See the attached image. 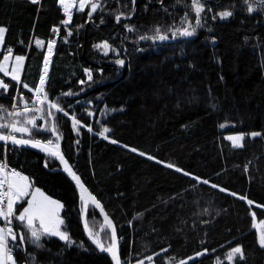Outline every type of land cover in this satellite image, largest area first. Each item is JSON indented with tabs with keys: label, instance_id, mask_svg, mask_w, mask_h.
<instances>
[{
	"label": "trees",
	"instance_id": "trees-1",
	"mask_svg": "<svg viewBox=\"0 0 264 264\" xmlns=\"http://www.w3.org/2000/svg\"><path fill=\"white\" fill-rule=\"evenodd\" d=\"M98 2L103 11L89 17L88 5L84 17L65 25L67 14L58 0L39 4L0 0V25L7 27L0 56L8 48L26 53L20 81L0 72L9 85L0 91V122L10 120L9 112H20L12 118L19 121L18 127L31 129L25 122L32 117L37 118V126L56 124L59 139L57 133L35 129L31 137L13 134L61 142L68 159L115 220L126 264L141 260L178 264L205 249L206 254L187 264H264L256 228L257 219L264 220V208L258 207L264 205V4L201 0L204 11L197 17L191 0ZM226 10L233 14L221 19L219 13ZM185 15L193 26L199 19L201 26L191 37L171 38V31L188 26L182 24ZM157 28L169 39H140L154 36ZM38 40L43 44L38 45ZM50 40L55 44L45 91L49 100L69 112L64 116L52 109L55 120L42 118L46 104L35 105L44 107V113L13 107L35 96L22 83L32 87L38 82ZM105 41L110 46L107 54L94 47ZM119 59L125 64H117ZM85 69L91 72V81ZM66 92L74 95H62ZM73 115L81 121L75 128ZM104 127L110 132L99 135ZM240 131L261 133L234 147L226 134ZM4 157L34 187L62 202L61 229L73 241L45 236L42 247H37L29 230L13 219L15 231L26 233L22 246L19 240L12 242L18 264H113L89 237L84 220L105 245L110 242L109 227L90 203L85 204L56 158L0 143V158ZM168 163L175 167H167ZM248 200L254 203L249 205ZM26 202L18 204L17 214ZM0 226H4L2 218ZM238 244L244 259L228 261L225 253Z\"/></svg>",
	"mask_w": 264,
	"mask_h": 264
},
{
	"label": "snow or ice",
	"instance_id": "snow-or-ice-1",
	"mask_svg": "<svg viewBox=\"0 0 264 264\" xmlns=\"http://www.w3.org/2000/svg\"><path fill=\"white\" fill-rule=\"evenodd\" d=\"M34 4H39L40 0H31ZM58 3L62 6H64V11H68L69 8L73 6H77V10L81 11L84 9L85 5H90V11L88 12L89 17H91V14L96 12L98 9L100 11H103L102 5L98 2H93V0H58ZM131 3L134 5L135 0H131ZM260 3L264 4V0H260ZM191 7L193 11L196 13V16L199 17L200 13L204 11V7L201 3V0H191ZM249 13L253 11L252 7L248 8ZM233 13L230 11H225L219 13V16L221 19L230 17ZM120 15L116 16L117 22L121 19ZM71 22V15L68 16V18L65 21H62L63 24L67 25ZM182 24H187V27H181L177 28L174 31H171V38L175 39L177 37V34L184 37H191L195 35L196 33V27L201 26L200 20H196L195 26H193L189 21L187 15H185L184 20L182 21ZM191 29V30H190ZM131 30V29H130ZM53 31H59V29H54ZM6 33V29L3 27H0V45H3L4 43V34ZM155 35L152 37H146L141 36V40L145 39H151V40H160L165 41L169 39V35L167 33L161 34V31L159 28L155 30ZM68 35H71L69 32ZM38 45H42V41H36ZM55 44V40L49 42L48 44V56L45 57L42 74L39 77L38 82L30 87L27 83H22V87L25 89H28L29 92L35 93V99L33 101L34 107L29 108L27 106V103H25V107L23 109L24 113L29 112H40L44 113L45 108L44 107H35L36 104L39 105H47V112L46 116L42 117L45 120L47 117H52L53 120H55V117L53 116L52 109H55L57 112L63 113L64 116H69V112L65 110V108L61 107L58 101H52L48 99V93L45 91V85L47 81L48 76V67L50 64V56L52 53V46ZM96 48H103L105 50V54H107V50L110 47L108 43L105 41L103 44L94 45ZM7 53L9 55L4 57V63L6 64L9 60V56L12 53V49L8 48ZM26 59L25 56L17 55L15 56L16 60V66L13 68L11 73V78L14 81H20V68L23 61ZM117 64L123 65L124 60L119 59L116 61ZM0 72H4L6 75L9 74L7 69L4 67V64H0ZM85 73L87 75V79L89 81L92 80L91 72L88 69H85ZM81 84L85 83V81H80ZM9 87L8 84L4 83L3 80H0V88L7 89ZM64 96H70L74 95V93L66 92L62 93ZM15 108V104L13 105ZM0 109H3V105H0ZM20 112H9L8 115L10 116H18L21 115ZM89 115H92L89 113ZM2 119V117H0ZM71 119L74 121L73 127L75 128L77 125L81 124V121L76 119V117L73 115L71 116ZM37 118L32 117L26 120L27 125H31V129L29 127H18L17 122L12 123H0V141H11L12 144L15 145H30L34 148H40L43 151H45L48 155L52 157H58L60 161L64 164V170L68 172L72 179L80 186L82 191H87L84 184L81 182V178L75 171H73L72 167L69 165V161L65 159V157L62 155L60 151V146L58 143H54L52 139H47L44 141L38 140V139H22L17 138L15 135H12L11 133H28V135L31 137L33 136L32 129H35L36 132L41 131H50L52 133H57V139L60 138L58 129L56 124L54 123L51 128H45L42 125L37 126L36 123ZM223 127V125H221ZM84 127H88L89 131H92L91 127L84 125ZM4 129H11V133H6L3 131ZM110 132V129L107 127L103 128V131L101 133H98L99 135H104V133ZM251 135L256 136L260 135L259 133H252ZM105 139H108L107 136L104 137ZM229 140L233 141L234 147H242V143L240 141L243 140V136H237V137H228ZM112 143H117V141L112 140ZM78 143V141H77ZM125 147H127L125 145ZM133 152L138 151L135 148L130 149ZM140 155H145V153H140ZM149 159H154L153 157H149ZM162 163V162H161ZM169 168H174L175 165L168 163L166 165ZM45 167H47V162H45ZM177 171H182V169L176 168ZM185 175H189L188 173H184ZM199 180V178H196ZM203 183L208 184L209 181L204 180ZM5 186L7 187V190L4 191ZM31 187V182L29 181V178L26 176H23L20 172H17L15 169H12L10 172L8 171V167L6 162H0V218H2L6 225H10L13 222V219L16 221H19L20 225L24 229L29 230V239L31 242L36 245L37 247H42L41 240L45 236H57L61 240H64L69 243H73L71 241L70 236L67 232V230H61V226L64 225V220L60 218L59 216V209L63 208V205L57 201L53 200L51 197L46 196L39 188H36L34 192L31 195V200L28 201L27 206L22 208V211L18 214L15 212L14 205L18 201H21L22 198L27 197L29 195L28 189ZM212 187H217V185H212ZM221 191H224V189H221ZM232 195H236L235 193H232ZM39 197V198H38ZM89 198L91 201L94 202L95 207L99 208L101 212H103V206L100 204L99 201L96 200V197L91 195L89 193ZM6 199V203H5ZM240 199L246 200L247 198L244 196H241ZM247 203L249 205H252L254 202L251 200H248ZM258 207L264 208V205H258ZM86 213V209H85ZM251 215L255 217V213L252 212ZM105 219L107 220V214L105 213ZM36 221L39 222V227L36 225ZM110 230L106 232V236L109 239V243L105 245L100 241L98 238V233L93 232L91 229H89L87 222H85V228L87 230V233L90 238L93 239V242L97 244L98 248L101 251L107 252L111 255L112 260L114 261V264H126V262L122 261L120 250H119V242L116 235V228L115 226H111V222L109 221ZM26 233L24 231H15L10 227H0V264H17L15 257L12 255V250L16 246L12 242H16L19 240L21 246L23 245V242L25 241ZM10 238V240H9ZM258 243L260 247L264 248V221L261 222V231L259 232L258 236ZM163 252H167L168 249H163ZM207 249H205L203 252L197 253V256H202L207 253ZM30 255V254H29ZM157 256L160 255V253L156 254ZM238 256L239 259H244V251L242 246H236L232 248L227 256L226 259L228 261H232L234 257ZM34 259V258H33ZM147 259L150 261L152 260V257L149 256ZM189 259H194L193 257H189ZM138 264H143V260L139 261ZM180 264H187L186 261H181Z\"/></svg>",
	"mask_w": 264,
	"mask_h": 264
},
{
	"label": "rangeland",
	"instance_id": "rangeland-1",
	"mask_svg": "<svg viewBox=\"0 0 264 264\" xmlns=\"http://www.w3.org/2000/svg\"><path fill=\"white\" fill-rule=\"evenodd\" d=\"M63 8H64V6H62ZM77 7H78V5L77 6H73V7H71V8H69V10L66 12V14H67V18H68V16L69 15H71V21H74V20H77V19H81L82 17H84V15H85V11H87V8H88V5H85V7H84V9L83 10H81V11H78L77 10ZM226 11H230V10H226ZM225 12V11H224ZM228 18V17H227ZM224 19H226V18H224ZM0 27H3V28H5L6 29V33H7V27L6 26H4V25H0ZM191 30V29H190ZM6 33L4 34V43H3V45H0V53H2V51H3V49H4V45H5V39H6ZM24 40H25V42L26 43H29V40H30V35L29 34H26L25 35V37H24ZM51 41H53V40H50V42ZM52 51H53V46H52ZM52 54V53H51ZM7 55H9L7 52L5 53V54H3L2 56H0V64H4V67L7 69V71H8V73L9 74H7L9 77H11V73H12V70H13V68L16 66V60H15V56H17V55H22V56H25L26 57V53L24 52V51H21V50H18V49H12V53H11V55L9 56V60H8V62L5 64L4 63V57L5 56H7ZM47 55H48V52H47ZM50 58H51V56H50ZM25 62H26V59L23 61V63L21 64V68H20V72H19V76H20V80H21V77H22V72H23V70H24V66H25ZM43 69V68H42ZM1 73H4V72H1ZM5 74V73H4ZM252 133H261L260 131H250V132H245V131H240V132H234V133H228V134H226V138L228 139V137H237V136H243V140L242 141H240V143H242V145L244 144V140H245V138L246 137H256V136H259V135H256V136H253V135H251ZM229 140V139H228ZM231 142H232V144H233V141L232 140H230ZM23 176H26V177H28L26 174H23V173H21ZM29 181H30V179H29ZM31 182V181H30ZM36 188H38V187H34V186H32V183H31V187L28 189V192H29V195L28 196H30V198H29V201L31 200V195H32V193L34 192V190L36 189ZM40 189V188H39ZM41 190V192H43L46 196H49V197H51L53 200H57V201H59L61 204H62V202L59 200V199H57V198H54V197H52L51 195H49V194H47L44 190H42V189H40ZM27 196V197H28ZM27 197H24V198H22V200L21 201H18L17 203H16V205H14V208L15 209H17V206H18V204L19 203H23L24 202V199L25 198H27ZM39 198V197H38ZM28 202H26V204H27ZM63 205V204H62ZM27 206V205H26ZM61 211H62V209H59V216H60V218H62V216H61ZM262 221H264V220H262V219H260V220H258L257 219V221H256V228H257V230H258V232H260L261 231V222ZM38 221H36V223H37ZM10 228H12L13 230H15L14 229V226H13V224H10V226H9ZM62 230V229H61ZM9 240H10V238H9ZM236 246H241L240 244H238V245H236ZM235 246V247H236ZM234 248V247H233ZM231 250V249H230ZM229 250V251H230ZM229 251H227L226 253H225V258H226V256H227V254H228V252ZM13 255V254H12ZM14 256V255H13ZM190 257H193L194 259H196V258H198V257H200V256H197L196 254H194V255H192V256H190ZM238 258V256H236V257H234V259L231 261V262H234L236 259ZM194 259H189V257L187 258V259H185V260H183V261H186L187 263L188 262H190V261H192V260H194ZM18 264V263H17ZM143 264H154L153 262H148V263H143ZM178 264H180V263H178Z\"/></svg>",
	"mask_w": 264,
	"mask_h": 264
},
{
	"label": "water",
	"instance_id": "water-1",
	"mask_svg": "<svg viewBox=\"0 0 264 264\" xmlns=\"http://www.w3.org/2000/svg\"><path fill=\"white\" fill-rule=\"evenodd\" d=\"M158 41H160V40H158ZM124 64H125V63H124ZM124 64H123V65H124ZM50 70H51V67H50ZM49 73H50V72H49ZM16 137H17V136H16ZM17 138L28 139V138H23V137H17ZM41 141H42V140H41ZM0 143H3V144L6 145V146L11 145V146L19 147V148H25V149L34 150V151L39 152V153H42V154H44V155H48V154H47L45 151H43L42 149H40V148H34V147H31L30 145H15V144H12L11 141H7V142H5V141H0ZM58 144H59V146H60V151H61L62 155L65 157V159H67V160L69 161V165L72 167L73 171H75V172L77 173V175L80 176V178H81V182L84 184L85 188L87 189V191H82L81 188H80V186H79V185H78V184L72 179V180L74 181L75 185L77 186V188L79 189L81 195L83 196V198H84V200H85V204L87 205V204L90 203V204H91V205H92V206H93V207L99 212V214L101 215V217L104 219V224L107 225V226L109 227V229H110L109 221L111 222V226H115V228H116V235H117V239H118V242H119L120 255H121L120 238H119L118 228H117V224H116L115 220H114L113 217L107 212V210L105 209V207L103 206V204L99 201V199L97 198V196H96V195L91 191V189L87 186V184H86L85 181L83 180L81 174L79 173V171H78V170L76 169V167L74 166V164L68 159V157L66 156V154H65V152H64V150H63V147H62L61 142H59ZM49 156H50V155H49ZM54 158H56V159L61 163V165H62V167H63V169H64V164H63V162L60 161L58 157H54ZM67 173H68V172H67ZM68 174H69V173H68ZM69 175H70V174H69ZM70 177H71V175H70ZM71 178H72V177H71ZM89 193H91V195L95 196V197H96V200L99 201L100 204L103 206V210H104L103 212H101L99 208L95 207L94 202L91 201V199L89 198ZM105 213L107 214V217H108L107 220L105 219ZM85 222H86V220H84V225H85ZM91 239H92V238H91ZM92 241H93V239H92ZM108 254H109V253H108ZM109 255H110V254H109ZM110 256H111V255H110ZM121 259H122V256H121ZM122 261H123V260H122ZM113 264H114V261H113Z\"/></svg>",
	"mask_w": 264,
	"mask_h": 264
},
{
	"label": "built area",
	"instance_id": "built-area-1",
	"mask_svg": "<svg viewBox=\"0 0 264 264\" xmlns=\"http://www.w3.org/2000/svg\"><path fill=\"white\" fill-rule=\"evenodd\" d=\"M0 80H2L1 79V77H0ZM1 89V88H0ZM15 99H17V98H15ZM34 99H35V97L33 98V100L31 101V102H26L27 103V105H29V104H33V101H34ZM23 105H25V103L23 104ZM15 106L16 107H19V104L17 103V104H15ZM4 123H12V117H11V119L9 120V121H6V122H4ZM5 130V129H4ZM9 131V130H8ZM0 162H6V164H7V167H8V171L10 172L12 169H15L17 172H21V169L20 168H18L17 166H15V165H13V164H11L7 159H5V158H0ZM4 191H6L7 190V187L5 186V189H3ZM5 203H6V199H5ZM3 222H4V225L5 226H8V225H6V222L3 220Z\"/></svg>",
	"mask_w": 264,
	"mask_h": 264
},
{
	"label": "bare ground",
	"instance_id": "bare-ground-1",
	"mask_svg": "<svg viewBox=\"0 0 264 264\" xmlns=\"http://www.w3.org/2000/svg\"><path fill=\"white\" fill-rule=\"evenodd\" d=\"M51 63H52V60H51V58H50V64H49V67H48V75H49V72H50V67H51ZM48 77V76H47ZM15 104H17L16 102H15ZM15 108H17V107H15ZM14 108V109H15ZM4 122H6V121H1L0 123H4ZM9 130V131H8ZM3 131H5L6 133H11V129H5V130H3ZM12 135H14L13 133H11ZM16 136V135H15ZM17 137H19V136H17ZM5 159H7L8 160V158L7 157H4ZM9 161V160H8ZM13 223V222H12ZM10 225H8V226H6V227H9ZM3 227H5V225L3 226Z\"/></svg>",
	"mask_w": 264,
	"mask_h": 264
},
{
	"label": "crops",
	"instance_id": "crops-1",
	"mask_svg": "<svg viewBox=\"0 0 264 264\" xmlns=\"http://www.w3.org/2000/svg\"><path fill=\"white\" fill-rule=\"evenodd\" d=\"M5 75H6V74H5ZM32 186H33V185H32ZM29 198H30V196H28L27 198H25L27 202L29 201ZM26 205H27V204H26ZM26 205H25L24 207H26ZM0 227H2V226H0Z\"/></svg>",
	"mask_w": 264,
	"mask_h": 264
}]
</instances>
